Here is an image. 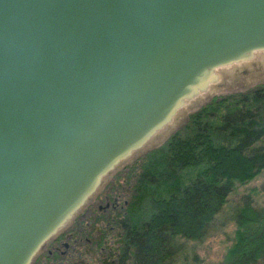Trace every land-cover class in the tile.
I'll return each mask as SVG.
<instances>
[{
	"label": "water",
	"instance_id": "obj_1",
	"mask_svg": "<svg viewBox=\"0 0 264 264\" xmlns=\"http://www.w3.org/2000/svg\"><path fill=\"white\" fill-rule=\"evenodd\" d=\"M262 45L264 0H0V264L205 68Z\"/></svg>",
	"mask_w": 264,
	"mask_h": 264
},
{
	"label": "trees",
	"instance_id": "obj_2",
	"mask_svg": "<svg viewBox=\"0 0 264 264\" xmlns=\"http://www.w3.org/2000/svg\"><path fill=\"white\" fill-rule=\"evenodd\" d=\"M263 172L264 83L216 95L192 112L88 200L92 222L77 212L48 246L69 242L73 264H172L185 242L232 223V243L216 264H264V206L255 189L232 200ZM58 260L60 249L44 261Z\"/></svg>",
	"mask_w": 264,
	"mask_h": 264
},
{
	"label": "rangeland",
	"instance_id": "obj_3",
	"mask_svg": "<svg viewBox=\"0 0 264 264\" xmlns=\"http://www.w3.org/2000/svg\"><path fill=\"white\" fill-rule=\"evenodd\" d=\"M220 75V83L216 89L193 107L188 108L182 113L180 119L171 129L164 131L161 135L156 133L149 142L141 149H138L131 154L130 157L121 161L112 171L103 177L97 191L92 196L96 199L107 190L111 183L115 181L117 173L125 169L134 160L144 156L152 148L162 144L174 131L184 125L189 118V115L198 110L203 104L210 101L216 95H222L237 91H247L251 88L264 83V52L257 51L255 57L246 61L241 65H228L217 69ZM255 189V195L260 199V204L264 206V172L254 181L240 186L237 193L232 195V200L238 201L241 195ZM79 220L93 221V212L89 208L87 202L79 211ZM72 217L60 231L66 229L72 222ZM234 236V225L231 223L224 227L221 231L215 232L205 238L202 242L189 241L185 242L186 251L177 253L172 264H216L222 261L225 257L228 246L232 243L231 238ZM183 242V241H181ZM197 256L196 259H194ZM36 257V256H35ZM66 264H68L66 262Z\"/></svg>",
	"mask_w": 264,
	"mask_h": 264
},
{
	"label": "bare ground",
	"instance_id": "obj_4",
	"mask_svg": "<svg viewBox=\"0 0 264 264\" xmlns=\"http://www.w3.org/2000/svg\"><path fill=\"white\" fill-rule=\"evenodd\" d=\"M257 51L264 52V45L256 48H251L244 50L238 54H235L220 63H216L212 66L205 68L189 85L188 90L185 93V96L182 97L181 101L177 102L170 111L169 114L162 115L157 121H155L150 128L143 135L144 138L136 139L130 143L124 144L120 149H118L108 160H106L99 169L98 173L92 179L91 184L83 186L82 189L78 192L76 200L73 205L65 211L63 214H60L56 220L51 224L47 231L34 243V246L27 252L22 258L19 264H25L31 254L36 250L38 245L50 234L54 233L60 226H62L66 220L71 217L73 211L86 199V197L93 192L100 183V180L103 175L106 174L111 168H113L120 160L127 158L135 150L143 148L149 140L157 132L161 135L164 131H168L171 127L178 122L182 113H184L188 108L196 105L200 100H202L207 95L211 94L221 82L220 75L217 73L219 67L228 66V65H241L246 61H250L255 57ZM154 130V131H153ZM150 135L146 139L147 135ZM146 139V140H145Z\"/></svg>",
	"mask_w": 264,
	"mask_h": 264
},
{
	"label": "flooded vegetation",
	"instance_id": "obj_5",
	"mask_svg": "<svg viewBox=\"0 0 264 264\" xmlns=\"http://www.w3.org/2000/svg\"><path fill=\"white\" fill-rule=\"evenodd\" d=\"M55 236H53L49 241L54 240ZM49 241L46 243V245L38 252V254L36 255V257L34 258L33 262L31 264H66V262L68 264H73L72 262H70V260L72 259L71 253H70V246H69V242H65V247H60L58 246L57 248H49ZM60 249L61 253H62V260L61 261H57V262H46L44 261L47 257L53 256L54 251ZM48 251V255H45V252ZM71 258V259H70ZM42 259V260H41Z\"/></svg>",
	"mask_w": 264,
	"mask_h": 264
}]
</instances>
